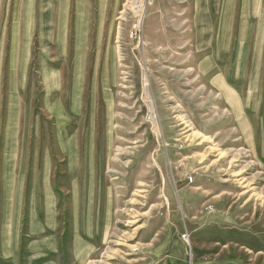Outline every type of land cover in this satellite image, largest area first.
<instances>
[{
	"label": "rangeland",
	"instance_id": "1",
	"mask_svg": "<svg viewBox=\"0 0 264 264\" xmlns=\"http://www.w3.org/2000/svg\"><path fill=\"white\" fill-rule=\"evenodd\" d=\"M195 8L0 0V264H264V0Z\"/></svg>",
	"mask_w": 264,
	"mask_h": 264
},
{
	"label": "crops",
	"instance_id": "2",
	"mask_svg": "<svg viewBox=\"0 0 264 264\" xmlns=\"http://www.w3.org/2000/svg\"><path fill=\"white\" fill-rule=\"evenodd\" d=\"M209 2L211 0H195L196 8L193 18L196 28L200 26V11L204 12L203 5ZM212 2H215V0H212ZM206 11L209 12L207 9ZM53 248H55V245L51 242V238L48 237L44 241L31 242L29 244V251L25 254L26 264H56L57 261Z\"/></svg>",
	"mask_w": 264,
	"mask_h": 264
},
{
	"label": "bare ground",
	"instance_id": "3",
	"mask_svg": "<svg viewBox=\"0 0 264 264\" xmlns=\"http://www.w3.org/2000/svg\"><path fill=\"white\" fill-rule=\"evenodd\" d=\"M233 106H234V103H233ZM237 107H238V105H237ZM234 112H236L237 114H235V116H236V118L237 119H239L241 122L245 119L244 117H242V114L239 112L238 113V110H237V108L235 107V110H233ZM244 122V121H243ZM245 128H246V126H245Z\"/></svg>",
	"mask_w": 264,
	"mask_h": 264
},
{
	"label": "built area",
	"instance_id": "4",
	"mask_svg": "<svg viewBox=\"0 0 264 264\" xmlns=\"http://www.w3.org/2000/svg\"><path fill=\"white\" fill-rule=\"evenodd\" d=\"M181 236H182V238H183L184 240H187V239H188V236H187L186 233L181 234Z\"/></svg>",
	"mask_w": 264,
	"mask_h": 264
}]
</instances>
